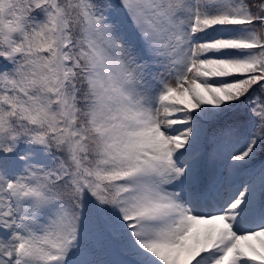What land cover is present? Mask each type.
<instances>
[{
    "label": "snow or ice",
    "instance_id": "6c2138e0",
    "mask_svg": "<svg viewBox=\"0 0 264 264\" xmlns=\"http://www.w3.org/2000/svg\"><path fill=\"white\" fill-rule=\"evenodd\" d=\"M0 264H264V0H0Z\"/></svg>",
    "mask_w": 264,
    "mask_h": 264
}]
</instances>
